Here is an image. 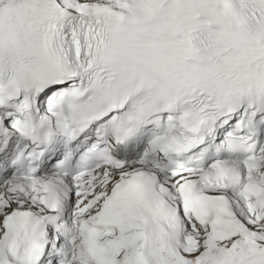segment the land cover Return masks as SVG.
Returning <instances> with one entry per match:
<instances>
[{
    "label": "snow or ice",
    "instance_id": "6c2138e0",
    "mask_svg": "<svg viewBox=\"0 0 264 264\" xmlns=\"http://www.w3.org/2000/svg\"><path fill=\"white\" fill-rule=\"evenodd\" d=\"M0 264H264V0H0Z\"/></svg>",
    "mask_w": 264,
    "mask_h": 264
}]
</instances>
